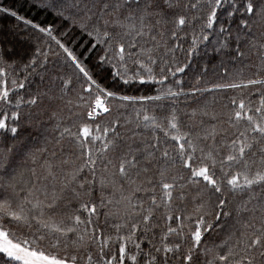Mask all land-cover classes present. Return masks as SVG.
I'll use <instances>...</instances> for the list:
<instances>
[{
    "label": "snow or ice",
    "instance_id": "6c2138e0",
    "mask_svg": "<svg viewBox=\"0 0 264 264\" xmlns=\"http://www.w3.org/2000/svg\"><path fill=\"white\" fill-rule=\"evenodd\" d=\"M0 14V264H264V0Z\"/></svg>",
    "mask_w": 264,
    "mask_h": 264
},
{
    "label": "trees",
    "instance_id": "16d2710c",
    "mask_svg": "<svg viewBox=\"0 0 264 264\" xmlns=\"http://www.w3.org/2000/svg\"><path fill=\"white\" fill-rule=\"evenodd\" d=\"M4 4H11L13 7H18L23 0H0ZM20 11L25 13L31 17H35L39 20H44V14L40 13L38 9L28 7H21ZM51 19V17H48ZM16 24V21L10 17H5L3 14H0V43H2L5 47L10 45L16 46V51L19 52L22 48H26L27 45L22 44L16 36L13 35L9 29H11Z\"/></svg>",
    "mask_w": 264,
    "mask_h": 264
}]
</instances>
